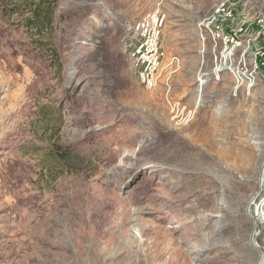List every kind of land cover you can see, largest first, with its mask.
Returning <instances> with one entry per match:
<instances>
[{
    "label": "rangeland",
    "instance_id": "1",
    "mask_svg": "<svg viewBox=\"0 0 264 264\" xmlns=\"http://www.w3.org/2000/svg\"><path fill=\"white\" fill-rule=\"evenodd\" d=\"M225 1L0 0V264H78V215L110 216L104 229L154 249L158 264L258 262L264 0H238L222 22ZM38 2L51 14L37 30ZM147 14L161 52L154 80ZM225 118L238 119L234 137L257 162L246 199L222 188L202 152L205 127L222 140Z\"/></svg>",
    "mask_w": 264,
    "mask_h": 264
},
{
    "label": "bare ground",
    "instance_id": "2",
    "mask_svg": "<svg viewBox=\"0 0 264 264\" xmlns=\"http://www.w3.org/2000/svg\"><path fill=\"white\" fill-rule=\"evenodd\" d=\"M225 119L228 123L226 122L227 130L224 134V139L216 140L209 130L211 128L208 126L205 127L207 135H205L204 138L201 137L207 149L201 151L211 157L212 165L216 166L221 173L220 183L222 188L225 189L226 187H230L232 189H243L245 193L242 197L246 199L248 197V192L253 188L252 185L257 162L255 159L248 160V158L253 155V152L248 148H242L234 137L235 128L239 126L238 119ZM239 133L240 130L237 131L236 134L239 135ZM197 145L198 144H194V148ZM209 150H221L222 155L219 159L215 160L212 158ZM237 170H242L245 173L244 179H248V184H244L243 181L237 177ZM213 179L214 178H212L210 182L212 183L211 189H215L218 186ZM111 219L110 216L79 215L69 219L72 225L71 228L75 227L77 232L78 230L80 231V235L79 233L75 234L72 238L73 241H75L74 251L78 257V264H158L156 260V251L154 249L140 246L135 247V245L126 244L123 240V235L116 236L110 229H104L105 223L111 222ZM124 232L125 230H123L122 233ZM67 234L68 233L63 232L60 235V240H63V243H68L66 238ZM258 246L260 249L262 248V252L258 262L254 264H263L264 247L261 243H258ZM56 248L62 251V254L69 252L68 247H64V245H57ZM228 252V250L225 251V253ZM230 261H233V257ZM246 264H252L248 258Z\"/></svg>",
    "mask_w": 264,
    "mask_h": 264
},
{
    "label": "built area",
    "instance_id": "3",
    "mask_svg": "<svg viewBox=\"0 0 264 264\" xmlns=\"http://www.w3.org/2000/svg\"><path fill=\"white\" fill-rule=\"evenodd\" d=\"M237 1L238 0H226L225 2L220 3L216 8L214 17L217 18L222 16V22L228 19H236V14L233 13V6L237 4ZM140 28L143 32V52L146 69L148 74L154 80L161 70V52L157 36L155 14H147L146 18L140 22Z\"/></svg>",
    "mask_w": 264,
    "mask_h": 264
},
{
    "label": "trees",
    "instance_id": "4",
    "mask_svg": "<svg viewBox=\"0 0 264 264\" xmlns=\"http://www.w3.org/2000/svg\"><path fill=\"white\" fill-rule=\"evenodd\" d=\"M54 1H56V0H54ZM40 4L41 3L38 2V4L36 6H34L33 12L31 13L32 21L36 20L38 23L37 25H35L37 30L40 29L42 27V25L45 24V22L47 21L48 15L51 14V8H49V10H48V5L41 6ZM32 24H35V23L33 22Z\"/></svg>",
    "mask_w": 264,
    "mask_h": 264
}]
</instances>
